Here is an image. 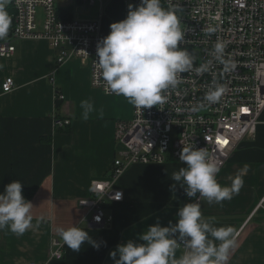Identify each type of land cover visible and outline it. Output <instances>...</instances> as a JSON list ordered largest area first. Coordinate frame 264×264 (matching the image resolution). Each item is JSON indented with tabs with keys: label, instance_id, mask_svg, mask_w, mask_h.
<instances>
[{
	"label": "crops",
	"instance_id": "obj_1",
	"mask_svg": "<svg viewBox=\"0 0 264 264\" xmlns=\"http://www.w3.org/2000/svg\"><path fill=\"white\" fill-rule=\"evenodd\" d=\"M55 1L62 19L97 21L103 36L110 32L101 24L103 1L98 19L76 17L96 6L97 0ZM43 16L40 9V23ZM13 44L16 53L0 57V193L20 180L34 218L23 235L0 230V264H115L110 253L118 245L129 239L141 243L140 234L157 222L176 223L179 208L196 200L171 178L186 165L177 161L131 165L118 181L124 199L106 209L110 224L93 225L79 200L92 195L94 178L107 176L116 157V122L131 118L133 105L123 96L94 88L87 61L73 56L58 64L57 51L46 39H14ZM8 76L16 87L4 92ZM58 93L65 98L58 99ZM84 101L94 109L87 119ZM59 117L71 123L58 126ZM237 174L244 181L239 193L221 203L201 200L202 214L217 227L235 229L237 247L228 264H264V203L258 208L264 198V112L256 135L234 150L217 180L230 185V177ZM73 225L88 231L100 247L85 242L74 252L65 245L63 259L51 258L53 239L62 241L56 229ZM183 251L181 246L177 249V258Z\"/></svg>",
	"mask_w": 264,
	"mask_h": 264
},
{
	"label": "built area",
	"instance_id": "obj_2",
	"mask_svg": "<svg viewBox=\"0 0 264 264\" xmlns=\"http://www.w3.org/2000/svg\"><path fill=\"white\" fill-rule=\"evenodd\" d=\"M90 2L95 3V0ZM168 2L163 0L165 6ZM171 2L179 4L181 9L179 15L185 38L180 46L195 56L194 68L213 60L211 71L199 75L194 70L180 74L182 83L165 92L163 104L145 109L134 106L131 118L116 122L114 162L106 177L91 181L92 195L79 200L80 206L87 210L85 217L90 215L93 225L110 224L112 218L106 209L124 199L118 181L131 165L181 162L183 146L194 145L204 148L221 169L244 140L256 135L261 121L264 112V0ZM10 7L13 26L7 39L0 41V57L16 53L14 39H46L57 51L58 64L73 56L87 61L92 86L105 93L104 81L94 67V59L98 60L97 43L105 37L99 22L62 19L55 0H11ZM40 9L44 14L41 23L38 21ZM208 28L216 31L207 35ZM217 38L227 44L225 58L236 64L230 73H224L223 66L209 55ZM214 79L224 86L225 92L218 103L208 105L204 96ZM15 87V79L6 77L3 91L10 92ZM57 98L64 99L65 95L58 93ZM201 104L203 108L199 107ZM56 122L64 127L71 120L59 118ZM263 203L264 198L258 208ZM97 216L101 217L99 221L95 219ZM52 245L51 258L63 259L64 242L55 238Z\"/></svg>",
	"mask_w": 264,
	"mask_h": 264
},
{
	"label": "clouds",
	"instance_id": "obj_3",
	"mask_svg": "<svg viewBox=\"0 0 264 264\" xmlns=\"http://www.w3.org/2000/svg\"><path fill=\"white\" fill-rule=\"evenodd\" d=\"M10 3L11 0H0V41L7 39L12 25L7 11ZM180 11L179 4L171 0L167 6L162 0H140L138 6L129 5L125 19L110 24V33L97 43L98 60L94 59L106 94L123 96L137 109L151 108L163 104L165 92L182 83L180 74L211 71L213 60L194 68L195 56L180 46L185 38ZM215 31L208 28L206 34ZM226 47V42L217 38L209 55L223 66L224 73H230L236 64L225 58ZM224 92V86L214 79L204 100L208 105L218 103ZM81 106L83 118L87 119L94 110L93 105L84 101ZM180 161L186 166L171 178L184 188L187 196L196 200L179 208L176 223L162 226L157 222L140 234L141 243L129 239L118 245L110 253L115 264H228L231 251L237 247V233L232 226L217 227L212 219L205 218L200 201L211 204L230 200L239 193L244 181L237 174L230 177V185L219 183L217 173L221 165L204 148L183 146ZM22 186L20 180H14L0 193V230L7 228L16 235H23L32 227L34 218L33 204L22 194ZM95 219L99 221L101 217ZM56 230L74 252H79L85 242L97 249L100 247L78 225ZM181 244L184 251L177 258Z\"/></svg>",
	"mask_w": 264,
	"mask_h": 264
},
{
	"label": "rangeland",
	"instance_id": "obj_4",
	"mask_svg": "<svg viewBox=\"0 0 264 264\" xmlns=\"http://www.w3.org/2000/svg\"><path fill=\"white\" fill-rule=\"evenodd\" d=\"M101 1H103L105 4V7H104L105 17L104 19H101V24H102V27H106L109 31H110L111 23L117 22V21H120L126 18L128 11H129L130 4L133 6L139 5L138 0H97L96 6H93V5L88 6L87 12H85L84 14L77 13L76 17L82 18V19L97 17L98 19L99 13H100ZM133 110H134V105H133Z\"/></svg>",
	"mask_w": 264,
	"mask_h": 264
},
{
	"label": "trees",
	"instance_id": "obj_5",
	"mask_svg": "<svg viewBox=\"0 0 264 264\" xmlns=\"http://www.w3.org/2000/svg\"><path fill=\"white\" fill-rule=\"evenodd\" d=\"M139 1V3H140V0H138ZM162 2H163V0H162ZM7 11H8V13H9V15L11 16V13H12V8L10 7V6H8V8H7ZM60 12V11H59ZM12 26H13V23H12V25H11V28H10V31H9V33L11 32V30H12ZM60 118V117H59ZM173 160H171V161H169V162H172ZM111 206V204L109 205V207Z\"/></svg>",
	"mask_w": 264,
	"mask_h": 264
},
{
	"label": "snow or ice",
	"instance_id": "obj_6",
	"mask_svg": "<svg viewBox=\"0 0 264 264\" xmlns=\"http://www.w3.org/2000/svg\"><path fill=\"white\" fill-rule=\"evenodd\" d=\"M245 111H247V110L245 109Z\"/></svg>",
	"mask_w": 264,
	"mask_h": 264
}]
</instances>
